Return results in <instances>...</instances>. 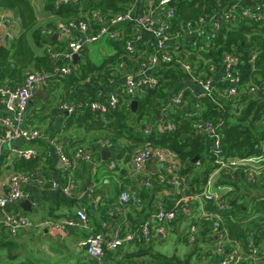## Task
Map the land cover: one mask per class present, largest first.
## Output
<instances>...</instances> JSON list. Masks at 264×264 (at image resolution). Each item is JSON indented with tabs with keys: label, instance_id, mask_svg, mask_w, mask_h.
Wrapping results in <instances>:
<instances>
[{
	"label": "trees",
	"instance_id": "obj_1",
	"mask_svg": "<svg viewBox=\"0 0 264 264\" xmlns=\"http://www.w3.org/2000/svg\"><path fill=\"white\" fill-rule=\"evenodd\" d=\"M133 1L91 0L87 4V8L98 9L103 13L113 15L126 10ZM173 1L175 2L174 30H181L188 20H193L201 14H212L216 9L229 7L232 4V0ZM253 1L255 4L262 5V17L260 19L243 16L240 9L237 18L233 22L224 23L217 34L213 35L211 46L206 47L205 41H199L197 45L187 43L189 49L199 51L198 56L191 53L187 59L192 63L198 60L197 67H195L196 74L204 78L213 79L216 75H219L224 68L225 53L234 54L240 60L237 66L241 75V84L238 88L241 91L240 95L231 97L224 95L223 93L228 89L230 83L220 78L215 82V85L223 94L222 96L212 98L205 95L198 98L188 92L186 94L188 104L176 108L167 104L168 99L184 83L188 75L176 61H162L154 72L160 79V85L156 88L146 86L136 94L135 98L138 100L136 112L132 110L131 100L128 96H125L126 102L121 108L106 112H94L91 108L83 106L81 110H77L63 118L66 125L58 127L55 132H51V137L53 138L58 133L60 135L62 132L67 133L73 125H77L76 127L105 129L109 132V140L115 148V154L111 157V160L125 158L123 160L127 161L132 153V148L144 146L147 143L167 148L176 154L181 165L175 173L163 169L156 175L153 187L156 186V190L164 186L168 187L169 180L177 175L179 179H184L186 184L185 194L202 192L208 178L216 168L211 146L212 138L209 134L195 130L193 125L196 120H210L219 125V130L223 134L222 144L227 156L245 157L263 153L264 0ZM54 2L55 0H48L46 8L55 15L63 19L79 17L80 6L78 4L69 3L57 7ZM248 5L247 0H244L242 6ZM0 10H16L23 30L19 37L9 40V45H0V83L19 85L24 82L26 72L31 68L50 70L54 66L66 62L63 58H52L48 52L47 46H45L47 44L60 52L66 50V44L58 40H52V35H45L43 28L37 26L38 15L32 0H0ZM84 10L87 9L84 8ZM51 25L52 23L48 24V26ZM30 34L36 46L44 47L42 54L36 53L30 42ZM126 40V37L123 40H108L111 46L115 48V52L106 56L99 64L93 62L87 56V48H85L81 52L82 56L86 58L85 62L80 60L78 65L74 67L73 72L66 77H53L52 82L54 84L63 83L66 88L67 95L61 99L59 104L65 101L80 103L85 100H99L100 95L106 96L114 91L116 84L112 71L115 65L122 60L127 62L129 67L134 63V60L129 57L126 51ZM137 50L143 52L147 49L144 45H139ZM149 51L147 50V52ZM252 53H256L253 61ZM201 70L204 73H200ZM253 85L260 87L257 92H251ZM217 101L223 105L221 108L218 106ZM164 107L168 108L167 116L170 117L169 119L176 123L177 127L174 131L163 132L158 129L162 120L158 111L162 112ZM54 109L59 114L64 111L58 107V104ZM194 111H196L195 116L189 115L188 112L193 113ZM162 117L165 118L163 114ZM42 131L44 133L43 138H45L46 133L44 130ZM3 134L4 129L0 132V135ZM60 135L59 140L61 141ZM36 140L41 142L42 137ZM80 147L82 146L77 147L76 151ZM87 150L92 153L97 152L98 159H102L96 143L90 145ZM196 156L199 159L193 162L192 160ZM16 159V170L28 172L40 165L41 156L38 155L31 159ZM104 162L106 163V161ZM217 182L233 186V190L224 196L226 207L221 214L220 229L225 231V238L230 241L227 248H231L230 243L233 240L241 241L245 250H247L250 240L255 241L258 245L264 244V233L262 232L264 228L251 227V224L247 221L253 210L264 212V191L251 196L250 203L253 204V210L250 211L245 195H250V192L244 191L238 174L232 178L231 175L220 172ZM149 196H151L150 191L147 189L143 197L145 199ZM63 201L60 194H42L38 204H40L44 218H58L52 205L50 204L47 207L46 203L62 204ZM196 206H200V204H196ZM204 208L210 212L218 211L217 204L212 200L205 201ZM105 217L107 220L113 219L112 215L105 214ZM182 219V216H179L169 225L174 226L176 230L178 222ZM198 222L194 220V223ZM100 230H103L102 227ZM201 235L200 242L207 245V250L201 246L200 242H196L192 250L182 257L177 254L167 255L154 251L149 242L145 243L139 238L136 240L138 249L134 253L126 254V258L130 260L134 257L146 256L147 262L145 263L148 264H218L219 256L212 251L215 236L211 234V230L207 231L206 227L202 229ZM183 236L186 239V235ZM186 242H188L187 239ZM6 243L11 245L12 241L8 240ZM107 255L109 259L112 257L111 253Z\"/></svg>",
	"mask_w": 264,
	"mask_h": 264
},
{
	"label": "built area",
	"instance_id": "obj_2",
	"mask_svg": "<svg viewBox=\"0 0 264 264\" xmlns=\"http://www.w3.org/2000/svg\"><path fill=\"white\" fill-rule=\"evenodd\" d=\"M90 1L55 0L54 2L57 7L69 3L80 6L78 18H68L44 31L45 35L58 34L66 40V50L62 52L55 50L50 44L46 45L52 58H63L66 60L65 63L56 65L50 70H28L24 82L19 85L0 83V99L6 110V115L0 117V124L4 129V134L0 137V153L2 151L1 146L12 140L22 139L27 142H34L36 139L44 137L41 129L26 124L27 108L31 99L37 89L40 86L48 85L53 77L70 75L76 67L73 64L74 54L79 53L81 55L82 50L88 47L90 43L102 39L123 40L126 37V51L129 57L134 60V63L129 67L127 62L122 60L115 65L112 74L115 76L116 89L104 96L103 99L85 100L80 103L65 101L58 104L60 109L68 113H74L81 110L83 106L91 108L94 112H106L121 108L126 102L125 96H128L130 102H132L142 88L146 86L156 88L160 85V79L154 72L162 61H176L188 75L184 83L168 99L167 104L176 108L188 104L186 94L194 92L193 86L198 88V92L195 94V97L198 98L205 95L215 98L223 94L227 97L241 94L238 89L241 84V75L237 69L240 60L234 54L225 53L224 68L219 75H216L213 79L204 78L196 74L195 67H197L198 60L192 63L187 59L191 53L198 56L199 51H192L187 43L197 45L199 41H205L206 47L211 46L213 35L217 34L224 23L233 22L237 18L240 9L243 16L260 19L262 17L261 4H255L253 1L252 6L243 7L244 0H232L229 7L216 9L212 14H201L193 20H188L181 30H174L175 5L171 6L173 0H134L126 10L113 15L103 13L98 9L87 8ZM84 8L87 10H84ZM3 23L4 16L0 14V25ZM13 38L14 34L9 32L2 40L7 41ZM139 45H144L150 51L139 52L137 50ZM252 56L253 61L256 53H252ZM200 73H204V71L201 70ZM220 78L230 83L223 94L215 85V82ZM259 88L257 85H253L251 92H257ZM218 106L221 108L223 105L218 102ZM162 113L165 118L162 117L158 129L163 132L174 131L177 126L167 116L168 108L164 107ZM188 113L191 116L196 115V113ZM193 126L196 131L211 136V146L215 157L214 163L216 164V168L208 178L202 192L185 194L186 184L184 179L181 180L177 175H174L169 182L176 187L178 198L172 206L168 207L160 204L151 221H145L137 230L118 226L113 229L110 236H107L106 223H103V230L92 232L86 239L85 251L90 257L99 262L105 256L106 250L115 249L119 245L136 238H141L148 243L154 237L162 234L163 226L171 224L179 216H186V210L191 205L200 204V206H197V210L201 212L200 217L197 219L199 222L190 224L187 232L189 243L200 242L202 229L206 227L215 236L212 251L219 256L218 264H242L243 262L264 264V244L258 245L255 241L250 240L247 250H245L241 241L233 240L230 243L231 248H227L230 241L225 238V231L220 229L221 214L226 207L224 196L233 190V186L231 184H219L215 181V176L220 172H225L231 175L232 178L238 174L243 189L248 187L251 192L255 190L263 192L264 152L245 157L227 156L222 144L223 134L219 130L218 124H214L210 120L198 119ZM99 143L102 148L115 149L109 139L102 140ZM58 152L66 171L74 169L78 162H90L93 159L92 152L83 146L70 156L65 152L64 146L60 144ZM35 156H37V151L32 147L16 150V158L31 159ZM152 159L164 163L165 166L172 169V173H175L179 166V160L174 152L147 143L134 154L132 171L142 173ZM121 161H124L123 158L112 159L110 168L116 169ZM31 181H37L41 190H58L65 194L70 193L76 187L73 179L57 182L41 175L37 169L11 173L7 182V192L0 196V224L9 232L10 236L16 237L23 231H30L40 226L53 230L90 228L89 216L85 209H78L76 215L72 217L43 218L38 222L28 214L15 213L10 210V206L20 201L32 200V196L25 189V185ZM145 184L151 185V182L146 180ZM214 185L216 189L212 190ZM207 200L214 201L217 204L218 211L205 210L204 202ZM119 201L117 209L122 210L125 205L130 203L141 204L142 198L136 191L123 190L120 193ZM247 221L251 224V227L264 228V212L253 210ZM262 232L264 233V230ZM203 247L206 250L208 248L207 245Z\"/></svg>",
	"mask_w": 264,
	"mask_h": 264
},
{
	"label": "crops",
	"instance_id": "obj_3",
	"mask_svg": "<svg viewBox=\"0 0 264 264\" xmlns=\"http://www.w3.org/2000/svg\"><path fill=\"white\" fill-rule=\"evenodd\" d=\"M32 1L38 15L37 26L42 27L44 31L45 29L53 27L57 23L66 20L55 15L46 8L48 0ZM0 14L4 16V23L0 25V45H9L10 41H4L2 38L9 32L14 34V38H17L23 31L19 14L16 10H0ZM49 23H52V25L48 26ZM54 35H52L51 38ZM29 37L36 53L42 54L44 47L40 48L36 46L33 38H31V34ZM52 40H58L59 42H64L67 45L63 36L58 35L57 38H53ZM86 48L88 51V47ZM82 58L83 56L81 54L80 60H82ZM33 69L34 68H31L29 70ZM186 83L191 84L189 82ZM193 89L194 92L192 94L195 96L198 92V88L197 86H193ZM66 95V88L63 83L56 85L51 81L48 85L40 86L37 89L27 108L26 124L30 127L44 130L46 137L42 138L41 142H38V140L35 142H27L22 139H16L12 140L8 144L4 143L1 146L0 196H3L7 192V182L10 174L17 171L15 164L17 160L16 150L28 147L35 148L37 156H41L40 165L36 168L41 175L57 182H64L68 179H73L76 183V187L70 193L65 194L58 190H41L37 181H31L25 185V189L32 196V212L24 211L20 206L21 201L10 206L9 209L15 213L28 214L38 222L44 218L40 209V204H38L41 195L46 193L52 195L60 194L64 203L57 204L55 202H49L46 203L47 207L51 204L55 209V214L58 218L72 217L76 215V211L78 209H85L89 216L90 228H67L64 230H53L40 226L35 227L30 231H23L16 237H12L8 236V231L0 224V264H26V261L31 257L30 252L27 255L25 253L24 256L26 258L24 259V257H21V254H24V251H16V253L9 257V260L4 252L13 246H18L19 249L26 248L24 241L26 240L27 243V239L30 240L35 238L36 235H39L38 239L40 241V251H42L39 253L40 258L37 259L40 264H148L145 263L147 262L146 256L134 257L130 260H127L126 258V254L134 253L138 249L136 240L139 238L123 243L115 249L107 250L105 256L99 262L86 253V239L92 232L100 230L103 223H106L107 236H110L113 229L118 226L137 230L145 221H151L153 214L156 212L160 204L172 206L178 198L176 187H174L171 182H169L168 187L164 186L159 190L155 189L156 186L153 187L157 174H159L163 169H167L168 172L172 173V169H169L164 163L152 159L142 173H134L132 171L133 156L143 147L142 145L132 148L129 160L121 161L118 163L116 169H111V157H113L115 152L111 149L102 148L99 143L102 140L109 139V132L105 129H94V127L87 128L84 126L76 127L77 125H73L67 133L62 132L61 135L58 133L52 138L51 132H55L58 127H64L66 122L63 118L71 114L66 111H62L63 113L60 114L54 111L55 106L59 104L61 99ZM103 98V95L99 96V99ZM54 99L57 102L52 105L53 109L50 111L49 106L52 102H55ZM193 113H196V111ZM162 114L163 113L160 112V118H162ZM4 115H6V110L0 99V117ZM1 131H3V127L0 124V132ZM59 135L63 141L59 140ZM93 143H96L98 146V152L101 156L102 151L110 150V157L106 159L101 157L102 159L100 160L98 159L97 152H93L92 154L94 155L92 161L78 162L74 169L66 171L64 163L61 160L60 153L58 152V146L60 144L63 145L65 152L71 156L76 151L77 147L83 146L88 148ZM104 161H106V163ZM154 161L158 163V167L156 168L152 167V163ZM180 165L181 163L179 162V166ZM218 178L219 174L215 176L216 182ZM146 180H149L151 185H146ZM147 189H149L151 196L144 199L143 194ZM215 189L216 187L214 185L212 190ZM123 190L136 191L143 198L142 203H130L125 205L122 210H118L117 206L120 202L119 196ZM244 190L247 193L251 192L248 187ZM251 205L253 206L252 203ZM186 213L187 215L182 216L183 219L178 222L176 230L174 229V226L167 224L163 226L162 234L159 235V237H154L149 242L154 251H157L156 247L158 248L163 246L165 240H168L171 232L178 235V240L183 237V240L186 241L190 224H193L194 220H197L200 217L201 212L197 210L196 205L195 207L194 205H191L190 208H187ZM105 214L112 215L113 219L107 220ZM185 223L187 224L184 234L186 235V239L185 236L179 232L181 226ZM206 230L208 231L207 228ZM8 240L12 241L11 245L6 243ZM142 241L145 242L143 239ZM189 244L191 245V248H193L194 243ZM200 244L202 246H206L203 242H200ZM63 248L66 249V254L59 253ZM68 253L71 255L68 256ZM108 253L112 254L110 259L107 255ZM43 255L45 258L42 257ZM242 264L249 263L243 262Z\"/></svg>",
	"mask_w": 264,
	"mask_h": 264
},
{
	"label": "rangeland",
	"instance_id": "obj_4",
	"mask_svg": "<svg viewBox=\"0 0 264 264\" xmlns=\"http://www.w3.org/2000/svg\"><path fill=\"white\" fill-rule=\"evenodd\" d=\"M114 52H115V48L113 46H111L110 42L107 39L106 40L102 39L100 41L93 42V43H90L88 45L87 56L93 62L99 64L106 58V56H108ZM84 58H85V56H83V58H82L83 62H85V60H86V58L85 59ZM56 102L57 101L55 100V102H52V104L49 106L50 111H52V109H53L52 105L55 104ZM159 167H160V164H159ZM257 192H261V191L255 190V191L251 192L250 195L248 194L250 197L247 194H245L246 200L248 201L250 211L253 210L252 209L253 207L250 203V198L252 195H256ZM186 225H187L186 223L184 225H182L181 229L179 230V232L182 233V235L185 234ZM38 237H39V235H36L35 238H32L30 240L27 239V243L25 240L24 245L26 248H20L19 249L18 246H13V247L5 250L4 253L7 255V259L9 260V257H11V255L16 253V251H19V252L24 251V254H21L22 255L21 257H24V259L26 258L24 256L25 253H26V255L29 252L31 253V257L29 258V260L26 261V264H40L37 259L40 258L39 253L42 251H40V241H39ZM53 239H55V238H53ZM156 250L159 252H162L164 254H167V255L177 254V255L182 257L185 254H188V252L190 250H192V248H191V245L189 243H187L186 241L183 240V237H182V239L178 240V235L176 233L171 232L169 237H168V240H165L163 246H160L158 248L156 247ZM59 253L66 254V249L63 248L61 250V252H59ZM70 255L71 254L68 253V256H70ZM42 257L45 258L44 255Z\"/></svg>",
	"mask_w": 264,
	"mask_h": 264
},
{
	"label": "water",
	"instance_id": "obj_5",
	"mask_svg": "<svg viewBox=\"0 0 264 264\" xmlns=\"http://www.w3.org/2000/svg\"><path fill=\"white\" fill-rule=\"evenodd\" d=\"M247 3L250 5V6H252L253 5V0H247ZM175 5V2H172L171 3V6H174ZM58 37V34H55L53 37H52V39L53 38H57ZM247 54H249V52H247ZM80 59H81V55L79 54V53H75L74 54V59H73V64L75 65V66H77L78 65V62L80 61ZM131 108H132V110L134 111V112H136L137 111V109H138V100L137 99H134L132 102H131ZM160 112L158 111V114H159ZM102 157L104 158V159H106V158H109L110 157V155H111V151L110 150H104V151H102ZM199 159V157L198 156H196V157H194L193 158V162H196L197 160ZM152 167H154V168H156V167H158V163L156 162V161H154L153 163H152ZM32 200L31 199H25V200H23V201H21L20 202V206L23 208V210L24 211H26V212H32Z\"/></svg>",
	"mask_w": 264,
	"mask_h": 264
}]
</instances>
